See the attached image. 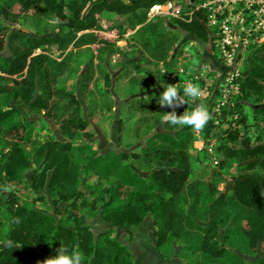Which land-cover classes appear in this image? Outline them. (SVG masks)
Segmentation results:
<instances>
[{
    "label": "trees",
    "instance_id": "obj_1",
    "mask_svg": "<svg viewBox=\"0 0 264 264\" xmlns=\"http://www.w3.org/2000/svg\"><path fill=\"white\" fill-rule=\"evenodd\" d=\"M127 1L130 5L121 0H0V35H6L8 50L7 56L0 55V96L58 122L65 138L50 137L36 146L29 158L21 143L30 141L32 130L27 126L36 123L15 120L20 114L15 108L0 110V140H12L0 153V212H5V222L0 223V264H37L38 250L55 256L60 246L80 251L82 264H133L129 249L111 237V231L94 233L86 223L82 211L93 206L103 223L127 233L150 215L161 258L169 259L178 245V258L184 264H249L238 254L253 257L252 264H264V44L247 53L239 79L240 94L232 105L218 115L214 102L207 103L202 96L188 109L203 103L211 113L212 119L199 130L205 153L211 144L207 158L213 157L221 170L231 161L242 166L241 173L228 176L222 190L205 181L190 180L188 151L193 128L147 133L144 144L127 154H102L86 141L89 124L80 115L77 97L65 89H54L65 60L50 58L47 49L54 46L63 52L69 46L95 44L88 32L100 28L103 14L124 18L125 28L117 26L120 38L133 32L132 44L150 52L156 62L167 63L178 33L203 45L212 44L202 12H195L189 21L174 18L173 30H167L162 22H146L147 13L154 6L176 0ZM26 13L51 22L59 17L63 23H55L58 33L54 36H29L8 27ZM212 50L219 61L214 45ZM172 62L173 58L166 67L168 73ZM137 63L129 60L125 65L135 69ZM136 69L141 79L130 78V84L149 92L126 106L145 115L159 108L163 87L174 81L159 72ZM175 76L179 82L187 79L184 73ZM89 79L84 77L82 85ZM6 81L12 86H6ZM193 83L202 86L204 82ZM79 140L84 144L75 143ZM144 164L154 166L147 177L139 175ZM33 165L39 168L32 170ZM27 171L31 174L25 187L34 193L36 203L66 204L57 218L47 209L23 202L14 190ZM92 179L107 185L91 184ZM5 186L11 190L4 191ZM8 240L19 247H6Z\"/></svg>",
    "mask_w": 264,
    "mask_h": 264
},
{
    "label": "rangeland",
    "instance_id": "obj_2",
    "mask_svg": "<svg viewBox=\"0 0 264 264\" xmlns=\"http://www.w3.org/2000/svg\"><path fill=\"white\" fill-rule=\"evenodd\" d=\"M176 1L177 5L178 3L180 4L183 13H188L192 9L190 0ZM166 13L163 9L159 13L149 10L146 22L155 24L162 22L167 30H173L174 27L171 25L173 24L172 21L174 18ZM99 18L100 28L93 32H88L92 38L96 39L95 44L85 45L79 48L69 46L63 52L57 50L54 46H50L47 49L46 53L50 58L56 59L57 61L65 60L64 70L58 76L54 89H65L77 97L82 109V114L80 115L82 117L85 116L89 124L85 130V133L89 134L86 141L91 144L93 150H97L100 153H107L109 151L121 152L131 148L135 150L144 144L147 133L156 131L174 132L176 127H178L168 125L163 121L166 111H171V109L161 108L159 106L154 112L145 115L128 109L126 106L127 102L135 97L145 98L146 93L149 92L140 85L134 88L130 84V78H136L137 81L141 79L137 75L136 67L141 70H148L151 73L159 72L161 75H166L165 78L167 80L174 81L175 83V74H181L180 71H184L186 67H188L189 73L199 70L201 66L210 68L211 64L207 60H204L201 66L200 63L204 50L209 54H213L214 51L209 44L202 45L187 34L178 33L175 34L174 43L168 51L167 63L156 62L150 52L142 49L138 45L132 44L130 38L133 36V32H127L120 38V29L117 26L123 25L121 29L125 28L124 18L112 14H103ZM7 25L8 27H12V29L17 27L21 32L29 36H54L58 33V28L55 23L46 18L34 17L31 13L22 14L15 22ZM7 32L9 33L10 30L7 29ZM40 52L36 51L35 54H40ZM0 55H8L6 35H0ZM172 58L173 62L170 63L172 71L168 73L166 72V67ZM129 60L138 62L135 65V69L125 65ZM241 69H243V66H241ZM210 72L211 74L219 76V72L212 73L211 68ZM88 76H90V79L89 81H85L84 84L86 85L83 86L82 79L84 77L88 78ZM105 78H109L111 83H108ZM14 79L16 78L14 77ZM4 83L8 87L12 86L11 81ZM175 86L178 90H183L182 83H175ZM209 94L211 95V90ZM209 94L205 98L207 103L210 102ZM181 95H183V92ZM185 99L188 100V104L175 110L178 115L184 111H189L188 109L193 103L190 98L185 97ZM10 108H15L20 113L15 115V120L22 119L31 125L36 123V125L27 126L32 130L30 141L21 143L29 158L32 156L34 148L50 137H54L59 141H65L60 127L57 124L58 122L56 123L57 126H49L45 122H39L43 118V113H30L19 105L14 104L11 100L6 99L5 95H1L0 110L5 111ZM117 112L118 116L116 117ZM37 120L39 121L36 122ZM193 134V143L188 151L192 167L190 180L205 181L211 186L214 185L217 190L225 189L228 176L241 173L242 166L236 161H231L224 170L219 169L213 157L207 158L206 154L209 155V152L205 153L204 142L201 138L197 137L195 130H193ZM11 142L12 140L10 138L0 140V151L7 150ZM75 143L83 145L84 141L79 140ZM153 167L145 164L141 165L139 175L147 177L153 171ZM38 168L36 165L32 166V170ZM30 174L31 171L25 172L23 180L14 186V190H16L23 202L29 205H35L38 208L47 209L50 215L57 218L58 214L65 210L66 204L59 203L54 207L52 205L46 206L36 203L33 200L34 193L25 187L28 184ZM95 183H100L103 186L107 185L101 180L92 179L91 184ZM83 191L87 192L86 189ZM262 197L264 198V194ZM82 213L85 214V221L94 233L109 230L112 232L111 237L117 238L120 242H126L132 253L133 264H142L144 262L147 264H157L156 260L158 258L153 252V249L147 254V259H144L141 257L142 255L136 246L138 242L148 243L152 240L149 232L152 222L150 215L145 217L142 226L139 228L132 227L127 233L121 228L112 227L103 223L96 206H93L92 209H85ZM4 218L5 212L2 210L0 212L1 224H4ZM142 229H145V232L139 234ZM174 247L177 252L179 246L174 245ZM49 257L51 256L45 255L41 250H38L37 262ZM174 259L177 260V256ZM179 261L184 264L180 258Z\"/></svg>",
    "mask_w": 264,
    "mask_h": 264
},
{
    "label": "built area",
    "instance_id": "obj_3",
    "mask_svg": "<svg viewBox=\"0 0 264 264\" xmlns=\"http://www.w3.org/2000/svg\"><path fill=\"white\" fill-rule=\"evenodd\" d=\"M190 1L192 9L188 13H182L177 1L154 6L150 11L159 13L163 9L166 14L183 21H189L197 11L203 13L212 36V44L209 45L211 48L214 45L219 61L226 69L219 76L211 74L209 67L191 73L181 70L180 73H184L187 79L183 82L175 79V83H182L184 86L187 82L203 80L204 83L200 86L202 96H208L211 90L210 101L214 102V110L219 115L220 110L232 105L240 94L241 66L247 53L264 44V0ZM234 117L237 118V115ZM195 132L200 138L199 130ZM208 152L211 154V144Z\"/></svg>",
    "mask_w": 264,
    "mask_h": 264
},
{
    "label": "clouds",
    "instance_id": "obj_4",
    "mask_svg": "<svg viewBox=\"0 0 264 264\" xmlns=\"http://www.w3.org/2000/svg\"><path fill=\"white\" fill-rule=\"evenodd\" d=\"M54 23H63L59 17L53 18ZM202 89L198 84L193 82H187L183 86V95L175 84H167L163 87V91L160 93L159 105L161 108L171 109L166 111L163 117V121L172 126L184 127L189 126L194 130H203L207 123L212 119L211 113L208 108L203 104H197L191 111H184L182 114H177L175 111L177 108L188 104V100L185 97L190 98L195 102L199 97L202 96ZM4 191H10L11 186H5ZM6 247H19L14 245V242L8 240L5 242ZM83 255L78 250L70 252L67 246H60L56 250V255L38 261L37 264H82Z\"/></svg>",
    "mask_w": 264,
    "mask_h": 264
},
{
    "label": "crops",
    "instance_id": "obj_5",
    "mask_svg": "<svg viewBox=\"0 0 264 264\" xmlns=\"http://www.w3.org/2000/svg\"><path fill=\"white\" fill-rule=\"evenodd\" d=\"M203 45V44H202ZM204 60H207L208 62H210V68H211V70H212V73H215L216 71L217 72H219V73H223L224 71H225V66L222 64V63H220V61H218V60H216L215 58H214V56H213V54H209V53H206V51L204 50V54H203V57H202V59H201V63H200V66H201V64H203L204 63ZM186 68H188V67H186ZM203 69L204 68V66H201L200 68H199V70L200 69ZM189 71V70H188ZM181 91V90H180ZM44 114V113H43ZM39 120H37L36 122H38ZM39 122H45V124H47V125H56V122L55 121H53L52 119H50V118H48V117H45L44 115H43V118L39 121ZM57 126V125H56ZM139 228V227H138ZM152 230H153V225H152V222H151V226H150V229H149V232H150V234H151V241L150 242H148V243H144V242H138L137 243V248H138V250L140 251V253H141V257L142 258H144V259H147L146 258V256H147V254L150 252V250L151 249H153V252L156 254V256H157V260H156V257H155V260H156V262H157V264H182L178 259L177 260H175V259H172V260H169V261H166V260H164V259H161L160 257H159V255H158V251H157V249H156V242H155V240H154V238L152 237ZM145 232V229H142L141 230V232L139 233V234H142V233H144ZM117 239V238H116ZM120 243H122V244H124L125 246H127L128 247V249L130 250V248H129V246L126 244V242H120ZM131 251V250H130ZM140 257V258H141ZM142 264H147V263H142Z\"/></svg>",
    "mask_w": 264,
    "mask_h": 264
},
{
    "label": "flooded vegetation",
    "instance_id": "obj_6",
    "mask_svg": "<svg viewBox=\"0 0 264 264\" xmlns=\"http://www.w3.org/2000/svg\"><path fill=\"white\" fill-rule=\"evenodd\" d=\"M110 152V151H109ZM114 152H116V151H114ZM108 153V152H107ZM116 153H119V152H116ZM102 154H106V153H102ZM102 219V218H101ZM145 220V219H144ZM143 223H144V221H143ZM143 223H142V225H143ZM141 225V226H142ZM152 225H153V223H152ZM123 230V229H122ZM124 231V230H123ZM152 237H153V230H152ZM154 238V237H153ZM155 240V239H154ZM120 242V241H119ZM156 242V241H155ZM128 248V247H127ZM156 249H157V246H156ZM130 251V250H129ZM236 253V252H235ZM130 254H131V256H132V253H131V251H130ZM238 254V253H237ZM158 255H159V252H158ZM177 256V259L179 260V258H178V250H177V252H176V250H175V247H174V253H173V255L169 258V259H164V258H161L160 257V255H159V257L161 258V259H164V260H166V261H169V260H172V259H174V258H176V256ZM242 259H244V260H246V261H248L249 262V264H252V262H253V257H247V256H244V255H240V254H238ZM175 256V257H174Z\"/></svg>",
    "mask_w": 264,
    "mask_h": 264
},
{
    "label": "water",
    "instance_id": "obj_7",
    "mask_svg": "<svg viewBox=\"0 0 264 264\" xmlns=\"http://www.w3.org/2000/svg\"><path fill=\"white\" fill-rule=\"evenodd\" d=\"M124 4H126V5H130V3H128V1L127 0H121ZM14 30H17V31H20L19 30V28H17V27H15L14 28ZM21 32V31H20ZM118 116V112L116 113V117ZM146 140V139H145ZM145 140H144V142H145ZM132 150H134L133 148H131V149H129V150H127V151H122V152H124V153H129L130 151H132Z\"/></svg>",
    "mask_w": 264,
    "mask_h": 264
}]
</instances>
